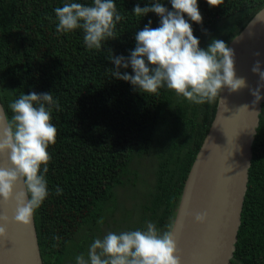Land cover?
Returning <instances> with one entry per match:
<instances>
[{
	"label": "trees",
	"instance_id": "16d2710c",
	"mask_svg": "<svg viewBox=\"0 0 264 264\" xmlns=\"http://www.w3.org/2000/svg\"><path fill=\"white\" fill-rule=\"evenodd\" d=\"M65 2L0 0V101L5 113L10 117L8 104L32 91L52 92L60 105L51 113L57 136L48 148L49 195L34 214L43 262L64 250L80 227L101 218L111 199L116 205V188L125 178L132 179L133 163L140 170L145 154L155 157L156 164L141 214L160 231L172 225L185 179L217 105V101L189 103L167 88L141 94L129 82L110 77L107 69L115 66L109 56H128L135 47V33L149 19L151 27L159 26L154 13L141 18L131 13L136 4L144 7L149 0H114L124 19L116 25V38L99 50L86 49L80 29L56 32L54 9ZM72 2L87 6L93 0ZM160 2L171 9L169 0ZM263 6L264 0H224L218 7L198 0L202 23L189 22L199 38L232 17L218 38L228 44ZM125 71L132 74L130 67L121 68ZM138 178L139 174L132 185ZM57 186L63 189L61 195L55 193ZM235 246L230 264H264V101Z\"/></svg>",
	"mask_w": 264,
	"mask_h": 264
},
{
	"label": "clouds",
	"instance_id": "9594fccd",
	"mask_svg": "<svg viewBox=\"0 0 264 264\" xmlns=\"http://www.w3.org/2000/svg\"><path fill=\"white\" fill-rule=\"evenodd\" d=\"M169 3L171 9L160 0L133 7L131 13L139 18L150 12L156 14L159 26L151 27L149 19L135 33V47L128 56H109L115 66L107 69L110 77L129 82L141 94H156L159 89L167 88L196 105L220 100L224 89L231 94L246 87V79L236 74L234 50L224 40L213 38L206 48L199 46L200 41L189 22L202 23L198 0H169ZM206 3L209 7H218L224 0H206ZM54 13L56 32L82 30L83 43L89 50H99L104 42L115 39L116 25L124 19L114 0H93L87 6L67 0ZM258 22L264 23V11L257 12L251 24ZM260 65L261 61L256 60L251 68L259 77L257 88L250 90L253 105L261 99L260 88L264 87V71ZM129 67L132 74L121 72V68ZM241 107L248 108V105ZM8 108L10 117L0 110V156L6 157L5 165H0V201L6 205L13 201L12 221L28 226L49 195L45 176L51 160L48 148L55 144L57 136L51 113L53 108L59 111L60 105L52 92L32 91L11 101ZM254 112L258 117L260 112ZM18 184L22 188L15 191ZM62 192L57 186L56 195ZM207 215V212L197 213L194 220L203 224ZM8 222L9 216L0 214V238H7ZM98 223L102 224L103 219ZM53 239L59 241L60 237ZM75 264H181V256L174 227L169 225L160 231L155 223L148 221L143 230L109 231L102 238H95L86 255L75 256Z\"/></svg>",
	"mask_w": 264,
	"mask_h": 264
},
{
	"label": "water",
	"instance_id": "95a60500",
	"mask_svg": "<svg viewBox=\"0 0 264 264\" xmlns=\"http://www.w3.org/2000/svg\"><path fill=\"white\" fill-rule=\"evenodd\" d=\"M257 12L228 43L234 50L236 74L246 79L247 86L231 94L227 89L221 91L175 211L172 226L181 264H230L236 248L252 143L259 124L254 111L261 112L264 101V87L255 105L250 91L259 81L251 72L256 60L261 61L264 71V23L251 24ZM256 52L260 55H254ZM0 110L5 112L1 101ZM5 162L6 157L0 156V165ZM21 188L18 184L15 191ZM14 208L13 201L7 205L0 201V214L9 216L7 238H0V264H43L34 217L31 225L17 224L11 219ZM201 212L208 214L203 224L194 220Z\"/></svg>",
	"mask_w": 264,
	"mask_h": 264
},
{
	"label": "rangeland",
	"instance_id": "374dc122",
	"mask_svg": "<svg viewBox=\"0 0 264 264\" xmlns=\"http://www.w3.org/2000/svg\"><path fill=\"white\" fill-rule=\"evenodd\" d=\"M233 18L232 17H226L219 23L212 26L210 29L206 30L198 39L200 41V47L206 48L208 44L211 42L213 38H220L222 36V32L232 23ZM147 156V157H146ZM150 154H145L142 160V164L139 165L140 170H137V163H133L131 165V169H134L135 171H131L130 175L132 179L126 178L124 179V184L122 186H118L116 188V194L118 196V203L124 206L125 209H128L129 212L121 213L120 216L128 217L130 221L137 220L140 217V213L142 212V201L146 199V187L150 184V181L153 179V174L155 173L154 167L156 164L155 157L150 158ZM137 170V171H136ZM139 174V178L136 185H132L136 181H133L136 175ZM145 181L144 183L142 181ZM149 183V184H148ZM138 193V194H137ZM137 194V195H136ZM115 193L113 194V196ZM120 195H121V201H120ZM112 196V197H113ZM114 199H111L106 206V209L109 214H111L114 211V205L113 204ZM112 204V205H111ZM111 205V206H110ZM132 212V213H131ZM111 224V223H110ZM108 225L107 229L104 231V235L109 232H116L117 228L114 225ZM101 237L99 234L95 235L92 241L97 238ZM91 241V243H92ZM90 243V244H91ZM88 249V248H87ZM86 253V251H85Z\"/></svg>",
	"mask_w": 264,
	"mask_h": 264
},
{
	"label": "flooded vegetation",
	"instance_id": "af4514ba",
	"mask_svg": "<svg viewBox=\"0 0 264 264\" xmlns=\"http://www.w3.org/2000/svg\"><path fill=\"white\" fill-rule=\"evenodd\" d=\"M113 208L114 211L111 214L108 213L107 209L102 212V224L98 223L101 218H95L88 226H84L82 229L80 227V229L72 236L70 242L66 244L64 250L56 255H50L48 261H44L43 264H75V256L80 253H85V251L86 255L87 248L94 236L99 234L102 238L104 236V231L110 223V225L113 226V223L115 222L117 233H119L121 231L143 230L146 226V222L150 221L148 218L142 216L141 213L140 217L132 222L128 217L120 216L121 213L129 212L128 209H125L124 206L121 205V202L119 204L117 201L116 206Z\"/></svg>",
	"mask_w": 264,
	"mask_h": 264
}]
</instances>
